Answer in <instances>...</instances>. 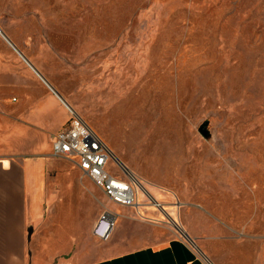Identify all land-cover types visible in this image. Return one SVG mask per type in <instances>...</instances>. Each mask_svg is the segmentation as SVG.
<instances>
[{
	"label": "rangeland",
	"instance_id": "374dc122",
	"mask_svg": "<svg viewBox=\"0 0 264 264\" xmlns=\"http://www.w3.org/2000/svg\"><path fill=\"white\" fill-rule=\"evenodd\" d=\"M0 29L138 181V206L99 187L87 250L107 210L162 222L145 242L264 241V0H0Z\"/></svg>",
	"mask_w": 264,
	"mask_h": 264
},
{
	"label": "crops",
	"instance_id": "0c3cea01",
	"mask_svg": "<svg viewBox=\"0 0 264 264\" xmlns=\"http://www.w3.org/2000/svg\"><path fill=\"white\" fill-rule=\"evenodd\" d=\"M1 39L0 264H264V241L217 236L193 245L174 235L145 242L163 228L147 219L128 220L105 240L92 228L87 250L82 221L88 205L97 206L99 186L75 161L52 152L69 105Z\"/></svg>",
	"mask_w": 264,
	"mask_h": 264
},
{
	"label": "built area",
	"instance_id": "2783aa9c",
	"mask_svg": "<svg viewBox=\"0 0 264 264\" xmlns=\"http://www.w3.org/2000/svg\"><path fill=\"white\" fill-rule=\"evenodd\" d=\"M69 113L67 126L53 136V155L75 161L115 204L138 206L135 183L138 181L125 180L114 173L110 169L114 156L105 141L77 112L69 109ZM115 218L114 212L105 211L94 228L95 235L107 239L114 228Z\"/></svg>",
	"mask_w": 264,
	"mask_h": 264
},
{
	"label": "water",
	"instance_id": "95a60500",
	"mask_svg": "<svg viewBox=\"0 0 264 264\" xmlns=\"http://www.w3.org/2000/svg\"><path fill=\"white\" fill-rule=\"evenodd\" d=\"M0 33L8 40V42L11 43V45L15 48V50L20 54V56H22V58H24V60L27 62V64L39 75L41 76V78H43V80L52 88V90L57 94V96L63 101V103L65 105L66 102L63 99V97L60 95V93L58 91H56L47 81L46 79L41 75V73L37 70V68H35V66L23 55V53H21V51H19V49L12 43V41L5 35V33L0 29ZM68 106V105H67ZM69 109H71L70 107H68Z\"/></svg>",
	"mask_w": 264,
	"mask_h": 264
},
{
	"label": "bare ground",
	"instance_id": "6f19581e",
	"mask_svg": "<svg viewBox=\"0 0 264 264\" xmlns=\"http://www.w3.org/2000/svg\"><path fill=\"white\" fill-rule=\"evenodd\" d=\"M7 40V39H6ZM8 41V40H7ZM10 43V42H9ZM11 44V43H10ZM14 48V47H13ZM70 107V106H69ZM71 108V107H70ZM117 159V158H116ZM121 165H122V167H123V169L128 173V175L135 181L136 179H135V175H134V173H133V171L132 170H130L129 168H127L125 165H123L122 163H121ZM138 185H139V183H138ZM142 191L143 192H145L149 197H151L152 198V196L147 192V190L145 189V187H142ZM156 205H157V203H156ZM174 225H177L176 223L174 224ZM177 227H178V229H180V231H182L183 232V229L181 228V226H178L177 225ZM211 263V262H210Z\"/></svg>",
	"mask_w": 264,
	"mask_h": 264
}]
</instances>
